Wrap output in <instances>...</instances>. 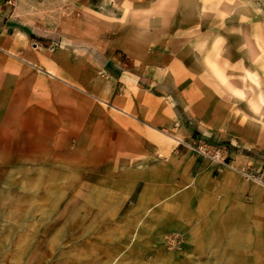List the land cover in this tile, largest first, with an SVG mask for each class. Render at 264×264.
<instances>
[{"label":"crops","instance_id":"1","mask_svg":"<svg viewBox=\"0 0 264 264\" xmlns=\"http://www.w3.org/2000/svg\"><path fill=\"white\" fill-rule=\"evenodd\" d=\"M102 6L104 20L134 22L117 26L123 30L117 35L140 64L129 62V75L113 79L95 78L84 65L60 69L59 78L85 91L51 80L59 93L20 132L55 139L61 158L87 171V181L128 188L137 209L165 198L185 204L200 263L218 262L227 247L223 259L230 264H264V185L179 143L223 145L237 167L262 169L264 10L254 0H102ZM9 48L19 49L0 26V49ZM155 131L176 142L167 154L160 155ZM117 198L120 211L128 197Z\"/></svg>","mask_w":264,"mask_h":264},{"label":"rangeland","instance_id":"2","mask_svg":"<svg viewBox=\"0 0 264 264\" xmlns=\"http://www.w3.org/2000/svg\"><path fill=\"white\" fill-rule=\"evenodd\" d=\"M4 2L0 26L19 49H0V264H230L223 259L227 247L219 249L218 262H199L185 204L165 198L137 209L128 188L87 181V171L61 158L55 139L20 132L59 93L50 81L62 69L89 66L100 79L129 75L128 63L140 62L129 59L117 26L134 22L104 20L102 0ZM7 126L16 132L7 133ZM155 134L160 155L167 154L176 142ZM119 195L128 197L120 211Z\"/></svg>","mask_w":264,"mask_h":264},{"label":"built area","instance_id":"3","mask_svg":"<svg viewBox=\"0 0 264 264\" xmlns=\"http://www.w3.org/2000/svg\"><path fill=\"white\" fill-rule=\"evenodd\" d=\"M254 1L260 9L264 10V0ZM179 143L210 163L229 168L245 179H249L260 185H264V179H262V175H264V165H262V169L260 171L251 172L245 168L237 167L228 154V148L223 145L202 142L200 140H194L190 143Z\"/></svg>","mask_w":264,"mask_h":264},{"label":"bare ground","instance_id":"4","mask_svg":"<svg viewBox=\"0 0 264 264\" xmlns=\"http://www.w3.org/2000/svg\"><path fill=\"white\" fill-rule=\"evenodd\" d=\"M169 136V135H168ZM170 138H172L171 136H169ZM173 139V138H172Z\"/></svg>","mask_w":264,"mask_h":264}]
</instances>
